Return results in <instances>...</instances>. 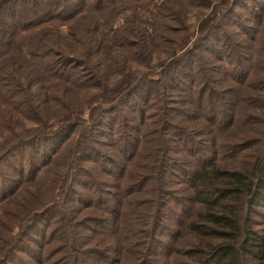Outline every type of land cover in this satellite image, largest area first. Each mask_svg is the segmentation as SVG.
<instances>
[{
    "label": "trees",
    "instance_id": "obj_1",
    "mask_svg": "<svg viewBox=\"0 0 264 264\" xmlns=\"http://www.w3.org/2000/svg\"><path fill=\"white\" fill-rule=\"evenodd\" d=\"M247 1L0 0V264H264Z\"/></svg>",
    "mask_w": 264,
    "mask_h": 264
},
{
    "label": "rangeland",
    "instance_id": "obj_2",
    "mask_svg": "<svg viewBox=\"0 0 264 264\" xmlns=\"http://www.w3.org/2000/svg\"><path fill=\"white\" fill-rule=\"evenodd\" d=\"M261 3H264V0H253V3L250 2V0L247 1V4L250 6L251 9H256V7L259 6ZM137 104H138V102L136 104H134V106L136 107ZM140 104H142V103H140ZM144 108H146V105H145ZM146 111H147V117L149 115H153L154 114L153 110H151V109H149V110L146 109ZM133 120H134V122L132 123L131 128L134 130L136 127L141 126L140 125L141 124L140 115L138 114L137 116H135ZM146 120H147V118H146ZM133 130H131V131H133ZM71 137H73V134L65 137V140L68 139V138H71ZM103 143H106V142H103ZM103 149H110V148H103ZM105 151L106 150H101L102 153L107 154ZM52 217H54L53 218L54 221L51 220L52 225L47 221L48 220L47 219L42 224L41 223L39 224V230L38 231H41L47 237L54 238L55 239L54 240V245H57V247H61V245H64V243L66 241V239H65L66 235L61 234L62 231L61 232L60 231H56L55 233H53L52 227L56 226L57 224L55 223V216L52 215L50 217V219H52ZM253 221L255 223L254 227L260 228V225H261V227H264V205L259 210V214L255 216ZM15 232H18L17 228L15 229ZM59 249L60 248H58L56 251H59ZM52 262H53L52 264H68L69 263L68 262V256L65 254V252H57L56 255L54 256V258L52 259ZM11 264H13V263H11ZM14 264H17V262H15ZM18 264H26V263L19 262Z\"/></svg>",
    "mask_w": 264,
    "mask_h": 264
}]
</instances>
